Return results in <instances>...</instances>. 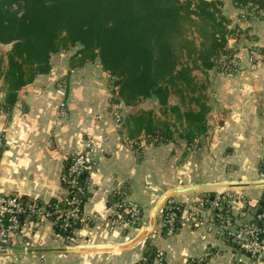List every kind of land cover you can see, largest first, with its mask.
Returning a JSON list of instances; mask_svg holds the SVG:
<instances>
[{"label":"crops","instance_id":"obj_1","mask_svg":"<svg viewBox=\"0 0 264 264\" xmlns=\"http://www.w3.org/2000/svg\"><path fill=\"white\" fill-rule=\"evenodd\" d=\"M225 14L229 51L208 71V131L192 143L131 138L124 121L136 111L123 114L127 106L99 59L72 68L73 52L52 54L50 71L13 103L0 76V193L59 201L72 153H91L88 222L72 239L50 219L29 222L11 251L0 249V264H137L151 249L164 253L165 264H264V256L253 259L227 240L208 202L227 195L239 224L255 219L264 195V8L230 0ZM121 192L141 206V227L109 225ZM168 197L183 207L180 223L173 234L152 237Z\"/></svg>","mask_w":264,"mask_h":264},{"label":"trees","instance_id":"obj_2","mask_svg":"<svg viewBox=\"0 0 264 264\" xmlns=\"http://www.w3.org/2000/svg\"><path fill=\"white\" fill-rule=\"evenodd\" d=\"M231 1L237 7L264 8V0ZM16 4L21 11L14 9ZM223 4L224 0H0V43L11 44L6 58L0 55L8 102L13 103L17 91L37 75L50 71L52 54L74 49L70 67L99 59L102 69L115 78L117 100L126 106L158 100L163 117L153 110L126 117L131 138L138 142L143 135L155 144L182 138L192 143L208 131V71L229 51L232 31ZM196 70L204 77L198 78ZM58 203L51 200L46 205L51 209ZM262 205L264 195L258 212ZM55 228L66 239L74 237L73 229ZM155 254L151 249L144 259L151 262Z\"/></svg>","mask_w":264,"mask_h":264},{"label":"built area","instance_id":"obj_3","mask_svg":"<svg viewBox=\"0 0 264 264\" xmlns=\"http://www.w3.org/2000/svg\"><path fill=\"white\" fill-rule=\"evenodd\" d=\"M5 113L6 109L0 97V116ZM117 120L121 121L120 113H117ZM5 148L6 137L4 132H0V156ZM90 160V151L78 149L72 153L64 175L67 194L51 209L45 203L20 194L0 193V249L11 251L21 237L25 225L29 222L38 223L41 218L50 219L63 231H75L76 224L87 223L83 208L89 196ZM260 176L264 180V165ZM228 198L223 193H217L212 200H208L213 224L223 232L231 244L241 248L251 258L260 259L264 256V205L254 220L236 224ZM182 211V205L174 198L168 197L161 208L159 226L151 232V236L173 234L180 223ZM108 221L111 227L139 228L144 222L143 210L138 203L126 201L121 192L116 202V213ZM12 264L19 263L14 260ZM137 264H165L164 253L156 252L151 262L143 259Z\"/></svg>","mask_w":264,"mask_h":264},{"label":"rangeland","instance_id":"obj_4","mask_svg":"<svg viewBox=\"0 0 264 264\" xmlns=\"http://www.w3.org/2000/svg\"><path fill=\"white\" fill-rule=\"evenodd\" d=\"M229 5H230V0H224V4L222 6V11L224 12V14L227 11ZM14 9L21 11V8L17 4L14 6ZM10 48H11V44H1L0 43V55H1V57H3L5 59L6 53L9 51ZM72 51H74V49ZM72 51H63V52H72ZM194 73L198 76V78L204 77V75L201 73L200 70H196ZM111 79L113 81L115 80V78H113V77H111ZM175 101H176V99L173 97L172 102H175ZM138 110H153L154 113L158 117H163V115L161 114L162 112H161L160 105L158 104V100L154 97L144 99V100L140 101L135 106H130V107L127 106V108H125V110L123 111V114H129L132 111H138Z\"/></svg>","mask_w":264,"mask_h":264}]
</instances>
